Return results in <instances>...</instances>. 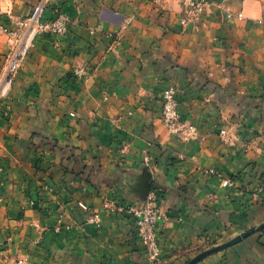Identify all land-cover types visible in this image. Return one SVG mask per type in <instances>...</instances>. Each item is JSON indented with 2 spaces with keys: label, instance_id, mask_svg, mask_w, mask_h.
I'll return each mask as SVG.
<instances>
[{
  "label": "crops",
  "instance_id": "0c3cea01",
  "mask_svg": "<svg viewBox=\"0 0 264 264\" xmlns=\"http://www.w3.org/2000/svg\"><path fill=\"white\" fill-rule=\"evenodd\" d=\"M38 1L0 0V22ZM58 12L68 32L39 35L0 97V264H150L135 217L116 208L140 204L147 180L169 215L160 264L263 224L264 0H211L198 25L181 23L179 0H50L45 17ZM7 39L0 30V74ZM169 86L197 139L163 124ZM106 201L99 224L79 206ZM195 264H264V229Z\"/></svg>",
  "mask_w": 264,
  "mask_h": 264
},
{
  "label": "built area",
  "instance_id": "2783aa9c",
  "mask_svg": "<svg viewBox=\"0 0 264 264\" xmlns=\"http://www.w3.org/2000/svg\"><path fill=\"white\" fill-rule=\"evenodd\" d=\"M160 3L161 0H154ZM181 4V23L184 25H198L211 0H179ZM50 0H39L33 7L31 13L25 17L17 19L12 26H7L0 22V30L7 34L8 51L0 74V97L9 95L17 74L26 58L34 46L36 38L43 33H52L63 36L68 32L70 18L66 13L58 12L53 18H46V10ZM228 19L242 20V11L233 13L230 9L226 11ZM73 73L83 77L88 74L83 66L74 67ZM162 121L169 132L178 135L182 140H192L199 137L197 127L181 117L178 108L177 89L169 86L162 93ZM74 115V113H71ZM220 136L226 144L229 142L226 129L220 130ZM146 166L151 165V158L144 159ZM205 173L215 175L221 180L223 186H233L235 181L231 177H226L213 167L206 168ZM79 206L89 213L88 220L99 224L102 220L104 210L113 208L110 202H105L101 209H91L84 202H79ZM121 211L131 213L136 219L135 234L138 241L143 245L150 264H160L161 247L158 240L157 225L169 219L166 211L160 207V192L151 190L146 199L140 204H129L116 206ZM69 228V226H67ZM60 228V227H59ZM56 228V230H59ZM28 256L24 255L17 260V264H27Z\"/></svg>",
  "mask_w": 264,
  "mask_h": 264
},
{
  "label": "water",
  "instance_id": "95a60500",
  "mask_svg": "<svg viewBox=\"0 0 264 264\" xmlns=\"http://www.w3.org/2000/svg\"><path fill=\"white\" fill-rule=\"evenodd\" d=\"M146 177H149L150 176V173L149 174H145ZM148 179V178H146ZM144 192H143V195L140 197V200L143 202L147 195L149 194L150 192V189H151V183L147 180L144 184ZM264 229V223L261 224L259 227H253L251 229H248L247 231L235 236L234 238L230 239L229 241H226L222 244H219V245H216L215 247H212V248H209L205 251H202L200 253H198L197 255H195L193 258H191L189 261H187L185 264H195L199 261H201L202 259H204L205 257L215 253V252H218L220 250H223V249H226L238 242H240L242 239H244L245 237L253 234L254 232L256 231H259V230H262Z\"/></svg>",
  "mask_w": 264,
  "mask_h": 264
},
{
  "label": "rangeland",
  "instance_id": "374dc122",
  "mask_svg": "<svg viewBox=\"0 0 264 264\" xmlns=\"http://www.w3.org/2000/svg\"><path fill=\"white\" fill-rule=\"evenodd\" d=\"M75 67H77V66H75ZM74 69V68H73ZM72 115V114H71ZM73 116V115H72ZM228 132V131H227ZM170 133H172V132H170ZM174 134V133H173ZM227 135H228V137H229V142H231V139L233 140L234 139V137L233 136H231V135H229L228 133H227ZM222 140V139H221ZM228 142V143H229ZM225 143V142H224ZM147 167H149V166H147ZM151 190H157V191H159L158 189H151ZM150 190V191H151ZM234 238V237H233ZM232 239V238H231ZM230 240V239H229ZM229 240H226V241H229ZM226 241H223V240H221V241H218V242H208V243H205V245H203V246H201V247H198L196 250H195V255H197L198 253H200V252H202V251H205V250H207V249H209V248H212V247H215L216 245H219V244H222V243H224V242H226ZM224 250V249H223ZM223 250H220V251H218V252H222ZM215 253H217V252H215ZM214 254V253H213ZM193 258V257H192ZM191 258L189 257L188 258V260L187 261H189Z\"/></svg>",
  "mask_w": 264,
  "mask_h": 264
}]
</instances>
